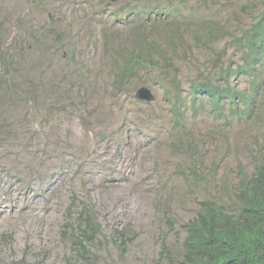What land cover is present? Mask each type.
Masks as SVG:
<instances>
[{
	"label": "rangeland",
	"instance_id": "1",
	"mask_svg": "<svg viewBox=\"0 0 264 264\" xmlns=\"http://www.w3.org/2000/svg\"><path fill=\"white\" fill-rule=\"evenodd\" d=\"M263 15L264 0H0V264H180L201 203L234 210L264 161V72L233 74ZM203 82L252 105L217 112L191 96ZM84 205L102 231L87 256Z\"/></svg>",
	"mask_w": 264,
	"mask_h": 264
},
{
	"label": "trees",
	"instance_id": "2",
	"mask_svg": "<svg viewBox=\"0 0 264 264\" xmlns=\"http://www.w3.org/2000/svg\"><path fill=\"white\" fill-rule=\"evenodd\" d=\"M244 62L233 71L234 75L258 77L264 72V15L247 37ZM136 64L142 62L136 60ZM129 68L119 72L125 79ZM224 73L221 79H228ZM122 80V81H123ZM193 98H209L212 107L221 112L224 103L231 109L252 105V98L235 87L223 89L211 82L192 85ZM81 237L75 244L86 256L97 236L102 232L99 213L93 206L84 205L78 212ZM184 258L180 264H264V161L251 177L242 176L237 194V206L229 211L212 201L200 205L197 216L186 224Z\"/></svg>",
	"mask_w": 264,
	"mask_h": 264
},
{
	"label": "water",
	"instance_id": "3",
	"mask_svg": "<svg viewBox=\"0 0 264 264\" xmlns=\"http://www.w3.org/2000/svg\"><path fill=\"white\" fill-rule=\"evenodd\" d=\"M136 97L143 101L154 100L152 93L146 87L140 88L136 93Z\"/></svg>",
	"mask_w": 264,
	"mask_h": 264
}]
</instances>
